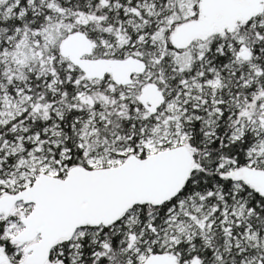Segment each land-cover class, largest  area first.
Wrapping results in <instances>:
<instances>
[{"label": "snow or ice", "instance_id": "snow-or-ice-1", "mask_svg": "<svg viewBox=\"0 0 264 264\" xmlns=\"http://www.w3.org/2000/svg\"><path fill=\"white\" fill-rule=\"evenodd\" d=\"M0 264H264V0H0Z\"/></svg>", "mask_w": 264, "mask_h": 264}]
</instances>
